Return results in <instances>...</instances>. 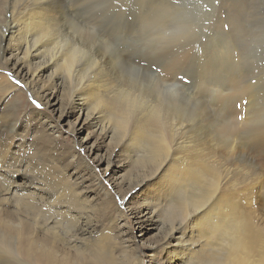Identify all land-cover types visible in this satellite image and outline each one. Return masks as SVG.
I'll return each mask as SVG.
<instances>
[{
	"label": "bare ground",
	"instance_id": "bare-ground-1",
	"mask_svg": "<svg viewBox=\"0 0 264 264\" xmlns=\"http://www.w3.org/2000/svg\"><path fill=\"white\" fill-rule=\"evenodd\" d=\"M46 7L42 3L28 7L0 24V69L43 108L59 110L55 118L29 109V116L14 118L7 136L2 126L11 123L12 115L0 119V230L12 215L22 217V207H35L39 217L44 214L37 223L39 231L58 240L48 246V264H69L74 254L88 257L84 264H143L132 246L136 241L129 219L143 239L151 233L146 224L158 232L157 211L173 209L179 221L149 244V253L162 255L153 264H264V192L258 222H252L248 210L239 208L220 187L222 171L194 152V140L179 142L175 119L164 115L160 97L152 101L118 89V84L114 91L104 68L88 79L74 77L77 88L69 94L64 80L78 72L76 50L62 52L58 14ZM8 76L0 77V93L11 88ZM62 123L72 135L71 144L65 142ZM21 125L23 136L17 134ZM81 132L85 135L78 140ZM117 137L121 142L113 145ZM258 143L263 152V143ZM108 148L106 169L100 175L102 159L97 156ZM119 157L129 163L143 161V167L154 165L157 170L125 189L121 175L114 181L110 176L123 172L120 164L109 168ZM111 180L122 195L121 206L134 198L137 203L119 208L107 186ZM21 238H13L19 253L25 248Z\"/></svg>",
	"mask_w": 264,
	"mask_h": 264
},
{
	"label": "rangeland",
	"instance_id": "rangeland-1",
	"mask_svg": "<svg viewBox=\"0 0 264 264\" xmlns=\"http://www.w3.org/2000/svg\"><path fill=\"white\" fill-rule=\"evenodd\" d=\"M39 3L58 14L62 52L72 51L73 47L76 50L78 72L70 81L64 80L65 90L71 93L77 88L78 80L74 77L88 79L104 68L105 75L108 73L114 82V91L118 84V89L151 97L152 101L159 96L164 115L175 119L177 139L182 137L179 142L187 138L194 140V152L204 155L202 160L206 158L204 161L222 171L220 187L239 208L248 210L246 213L252 222H258L259 204L263 201L260 197L264 192V151L258 143L264 145L261 141L264 140L261 135L264 133V0H2L0 24ZM95 61L99 65L95 66ZM1 75L8 76L3 69H0ZM6 78L12 85L0 93V119L12 115V121L2 126L5 136L11 133L14 118L28 115L29 109L58 116V109L36 108L23 85L14 78ZM61 128L66 144H71L72 135L64 123ZM23 132L22 127L17 134L23 136ZM84 135L81 132L77 139L81 140ZM14 139L17 141L19 137ZM121 139L117 137L113 145ZM108 156L109 148L102 157L97 156L102 159L97 169L100 175L106 169ZM112 161L109 168L120 164L123 172L111 174V179L114 181L121 175L125 189L157 170L154 165L143 167L140 160L129 163L119 157ZM112 180L107 186L119 208L134 206L135 198L121 206L122 195L113 189ZM24 208L20 209V219L17 213L12 215L7 227L0 230V264H48V246L58 242L39 231L37 223L44 214L39 217L32 209L35 207ZM178 218L176 210L157 211L158 232L146 224L151 233L143 239L129 219L136 241L132 246L143 264L160 260V252L149 253V244L159 240ZM70 226L61 225L66 230ZM14 237L25 240L21 253L13 246ZM88 259L74 254L70 263L84 264Z\"/></svg>",
	"mask_w": 264,
	"mask_h": 264
},
{
	"label": "snow or ice",
	"instance_id": "snow-or-ice-1",
	"mask_svg": "<svg viewBox=\"0 0 264 264\" xmlns=\"http://www.w3.org/2000/svg\"><path fill=\"white\" fill-rule=\"evenodd\" d=\"M18 83V81H17ZM32 103L35 105L36 108L42 107L39 103H37L35 100L32 101ZM116 200L119 201V197H116Z\"/></svg>",
	"mask_w": 264,
	"mask_h": 264
}]
</instances>
